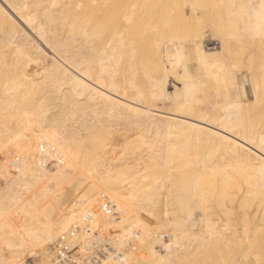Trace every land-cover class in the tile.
Segmentation results:
<instances>
[{
	"label": "bare ground",
	"instance_id": "1",
	"mask_svg": "<svg viewBox=\"0 0 264 264\" xmlns=\"http://www.w3.org/2000/svg\"><path fill=\"white\" fill-rule=\"evenodd\" d=\"M203 39H217L219 50L206 55ZM32 40L50 45L53 57L66 50L71 77L65 68L38 69L43 60L32 56ZM232 50L233 67L216 60ZM169 75L180 86L172 84L171 93ZM219 82L228 87L224 105ZM244 89L255 103L264 99V0H0V183L10 186L12 199L14 191L25 198L4 196L11 209L20 208L19 224L7 220L8 203V210L0 206V264L31 260L23 253L35 245L57 252L59 264H264V195L257 192L264 186V105L249 104L253 112L240 102ZM59 98L78 127L79 137L72 130L68 142L66 129L58 133L45 113ZM161 100L168 111L152 108ZM154 115L168 118L164 153L142 148L147 125L112 167L109 123L134 128ZM217 155L223 165L211 164ZM136 167L161 172L136 181L101 169ZM187 168L198 172L193 180L170 179L173 169ZM249 179L255 184L247 186ZM256 193L260 212L248 206ZM163 201L180 209L145 229L149 211ZM171 223L179 230L198 223V233L176 239ZM160 227L171 229L167 243H160ZM254 232L263 235L261 244Z\"/></svg>",
	"mask_w": 264,
	"mask_h": 264
},
{
	"label": "rangeland",
	"instance_id": "2",
	"mask_svg": "<svg viewBox=\"0 0 264 264\" xmlns=\"http://www.w3.org/2000/svg\"><path fill=\"white\" fill-rule=\"evenodd\" d=\"M22 28V29H21ZM21 30H23V31H28V30H25V28H24V26L22 25L21 26ZM28 33H30L29 31H28ZM32 36V35H31ZM30 35L28 36L29 38L31 37ZM33 37V36H32ZM31 37V39H33ZM203 43V45L201 44V46L203 47V49H204V51L206 52H204L206 55L207 54H209L208 56H210V54L211 55H213L212 53H214V49H213V47H215L216 49V51H218L219 49V42H218V40L217 39H213V40H211V39H203V41H202ZM37 43H38V41H35V40H32V43H30L29 44V50H30V52L32 53V56L34 57V58H37V59H39V60H43V62L42 61H40V63H38L37 65H38V69H41L43 66H47V65H50V66H52V67H57V68H55V69H59V68H67L68 67V63H69V53L67 54L66 53V50H63V49H61V50H59V53H61L59 56H56V57H53L52 56V54H50L51 53V51H50V48H49V46H46L45 48H44V46H41L40 47V45L39 46H37ZM24 44H25V42H24ZM40 49H42V54H40ZM219 55V56H218ZM224 56V57H223ZM215 58H216V60H225L224 62H227V63H229L230 65H231V67H233V63H235L234 62V55H233V50L229 53V54H227V53H223V52H221V53H218V54H216V56H215ZM219 60V61H220ZM194 62V61H193ZM193 67L191 68V71H193ZM69 71H71V69H66V74H67V77H71L70 75H69ZM171 77H173V76H171V75H169L168 77H167V79H168V81H167V83H166V85H167V88H166V90H167V92L169 91V93H171V92H173L172 90H173V88H174V86H175V88H180V86H179V84L177 85V84H175L173 81H172V78ZM39 78H41V76H40V74L39 75H35L34 76V79H39ZM182 79H184V80H186L187 79V77H184V78H182ZM194 81V80H193ZM211 82V81H210ZM210 82L207 84L206 82V84H207V86L206 87H203L204 88V93H205V91H206V93H208V91L209 90H212V89H210L211 88V86H214L215 84H213V82H211V84H210ZM221 82V81H220ZM218 83L219 85H218V88H219V91H220V93H222V94H224V96L223 97H221L222 95H220V97H219V105L221 104V105H224V100L223 99H225V101H226V94L228 95V92H227V89H228V87H226V86H224V84H222V83ZM177 83V82H176ZM172 84L174 85L173 87H172ZM206 84H204V83H202L201 85H206ZM170 85V86H169ZM177 85V86H176ZM209 86V87H208ZM64 87H65V85H63V86H61V90L62 91H64ZM206 88V89H205ZM248 87L247 86H245V89H247ZM244 89V90H245ZM208 90V91H207ZM249 90V89H248ZM248 90H245V95H247V96H245L244 94H241V96H239L240 98H239V101L240 102H243L244 104L246 103L249 107H250V105H254V104H256L257 106H259V107H261V106H263L264 105V99H262V98H259V100H258V102L257 103H255L254 102V99L250 96V94H249V91ZM180 91V90H179ZM222 91V92H221ZM61 92H59V94H60ZM204 93H202V92H198L197 94H198V97L201 99L202 98V96H205L204 95ZM205 93V94H206ZM244 93V92H243ZM203 94V95H202ZM179 97H181V95L179 94ZM247 97V98H246ZM223 98V99H222ZM227 99H228V97H227ZM243 100V101H242ZM162 101V102H161ZM161 101H158L156 104H154V106H152V108L153 107H156L157 108V110H160V111H168V108H169V106L170 105H168V104H170L169 102H167V101H165V100H161ZM227 102V101H226ZM225 102V103H226ZM56 105H55V104ZM159 103V104H158ZM165 103H167V104H165ZM242 103V104H243ZM51 105H48V107H47V111L45 112L46 114H47V117H48V120L51 122V124L52 125H54V127L55 128H57L56 126H60V127H58V133H60L61 134V132L64 130V129H66V130H64V132H66V133H63L62 132V135H65V139H66V137H68V140H67V142L68 141H71V139L73 140V138L74 139H76V138H78L79 137V132H78V127H77V123H76V119H75V117H74V115L72 114V112L71 111H73V109L72 108H69L68 107V104L66 103V101H64L63 99H58V100H55V101H52L51 103H50ZM54 106H53V105ZM163 104V105H162ZM245 104V105H246ZM250 104V105H249ZM156 105V106H155ZM140 108H142L143 106H139ZM167 108V109H166ZM72 109V110H71ZM250 110H252L253 112H254V108L253 107H250L249 108ZM256 109V108H255ZM256 111V110H255ZM252 112L250 111V114H251ZM155 117H153L152 119H148L149 121H147L146 123L144 122L145 120H143V119H141L140 121L144 124V125H142V123H139L138 124V126H136V127H134L135 128V130H134V128L133 127H131V125H130V121H127L126 123L122 120V121H117V120H115V121H111L112 123H109V127H108V129H107V131H108V133H110L109 134V136H108V138L109 139H107L106 140V142H105V150L107 151V152H109L108 154H110L111 155V157H110V159L112 158L114 161L116 160V158H117V156H116V154H119V159L117 158V161H115V163H113V160H112V163H113V165H112V163H111V166L112 167H114L115 165L116 166H120V164H122L124 161H122L121 160V155H124V154H122V152H123V150H124V148H125V146H126V143H127V141H129L130 139V141L131 142H133L134 141V139L135 140H137L136 139V137L141 133V136H142V132L144 131V129H146L145 127H148V126H150V127H148L149 128V130H148V132H147V129L143 132L144 134H143V139L144 138H147V139H145V145H144V143H142V148H148L149 147V149H151V151H152V149H153V151L154 152H158V153H164V151H165V149H166V146H167V148H168V146H169V142H171V139H169V137H168V131L167 130H169L170 128H168V127H166V126H168L169 124H167V123H165V122H167L166 121V119H168V118H166V119H164L163 117L164 116H160V115H154ZM157 116V117H156ZM160 117V118H159ZM74 118V119H73ZM155 118V119H154ZM157 119V120H156ZM162 119H164V121H162ZM75 121V122H74ZM117 122H120V123H118L117 125H116V123ZM155 122V123H154ZM161 122V123H160ZM75 123H76V126L74 127V125H75ZM124 125H123V124ZM165 123V124H164ZM141 124V125H140ZM146 124V125H145ZM150 124V125H149ZM162 124H164L165 126H162ZM114 125H116V126H114ZM128 125V126H127ZM130 125V126H129ZM148 125V126H147ZM159 125V126H158ZM63 126V127H62ZM117 126H119L118 127V132H117ZM142 126H144V127H142ZM151 126H152V128H151ZM156 126H158V127H156ZM77 127V128H76ZM116 127V128H115ZM139 127V128H138ZM160 127V128H159ZM163 127V128H162ZM166 128V131H165V128ZM48 128V127H47ZM73 128V129H72ZM76 128V129H75ZM122 128L124 129V131H120V129L122 130ZM125 128H127V129H125ZM133 128V129H132ZM142 128H144V129H142ZM151 128V129H150ZM45 129H46V127H45ZM67 129H69V130H67ZM115 131H114V130ZM142 129V130H141ZM163 129V130H162ZM72 130H73V132L75 133V136H74V133L72 132ZM140 130V131H139ZM158 130V131H157ZM164 131V133H161V132H163ZM78 132V133H77ZM137 132H139V133H137ZM147 132V133H146ZM151 132V133H150ZM157 132V133H156ZM165 132H166V134H165ZM70 133V134H69ZM72 133V134H71ZM114 133V134H113ZM116 133V134H115ZM123 133V134H122ZM125 133V134H124ZM67 134H69V136H67ZM132 134H137V135H132ZM155 134V135H154ZM160 134V135H159ZM73 136V137H71V136ZM78 135V136H77ZM146 135V136H145ZM158 135V136H157ZM162 135H164V136H162ZM165 135H166V137H165ZM133 136H135V138L133 137ZM145 136V137H144ZM162 136V137H161ZM111 137H112V139H111ZM152 139H151V138ZM164 137V139H162ZM69 138H70V140H69ZM160 138V139H159ZM149 139V140H148ZM170 140L169 142H167V145H166V140ZM65 140V141H66ZM133 140V141H132ZM152 140H155V141H152ZM162 140H163V142H162ZM165 140V141H164ZM138 141V143H139V140H137ZM137 141L135 142L134 141V143H137ZM147 141H150V142H147ZM152 141V142H151ZM162 142V143H161ZM147 143V144H146ZM150 143H152V144H154V146L152 145V144H150ZM165 143V144H164ZM152 145V147H150V145ZM141 145V144H140ZM139 145V146H140ZM148 145V146H147ZM156 145V146H155ZM164 145H165V148H164ZM204 146L206 145V144H203ZM203 145H201L202 146V148L204 147ZM209 146V145H208ZM141 147V146H140ZM158 148V149H157ZM164 148V149H163ZM205 149L207 148V145L204 147ZM155 149H157V150H155ZM263 149V148H262ZM164 150V151H163ZM197 150H200V148H198V149H195V150H193L194 152L196 151L197 152ZM201 150H203V149H201ZM122 151V152H121ZM152 151V152H153ZM163 151V152H162ZM114 154V153H116V154H114L113 155V157H112V153ZM143 152V151H142ZM199 152L200 151H198L197 152V154H199ZM144 153V156H146L145 155V152H143ZM142 153V154H143ZM141 154V155H142ZM109 155V156H110ZM121 156V157H120ZM226 156V155H225ZM224 156V157H225ZM114 157H116L115 159H114ZM228 157V158H227ZM226 158H224V159H227V164H228V162H230V160H232V159H230L229 158V156H227ZM123 158V157H122ZM217 158V159H216ZM218 158H220V157H218V155L216 156V157H214L212 160H210L211 161V164H213V162H216L217 160L219 161H217L218 163H220V165H223V163H221L220 162V160L218 159ZM216 159V160H215ZM228 159H230V160H228ZM119 161H121V162H119ZM216 162V163H217ZM118 163H120V164H117ZM216 163H214V164H216ZM231 163V162H230ZM232 163H235L234 162V159H233V162ZM213 164V165H214ZM216 165H219V164H216ZM215 165V166H216ZM219 167V166H218ZM222 167V166H221ZM224 167H226V168H228V169H233L232 167H236L235 165H233V166H231L230 168H229V166L227 165V166H224ZM102 169V171L103 172H106L107 174H112V173H117V174H122V171H125L126 173L125 174H127L131 179H133V180H136V181H139V180H141V179H147V178H149V177H152L151 175H152V173H153V171H155V172H161V171H159L160 169H159V167H158V169H155V170H153L151 167H149V168H146V169H141V168H133V169H129V170H124V169H120V168H115V169H105V168H101ZM170 170H172V169H170ZM196 173H198L197 171H193V170H191L190 168H187V169H184V170H179V169H173V173H172V175L170 176V179H172L173 180V182L174 183H179V182H181L182 180H193L194 178H193V176L196 174ZM124 174V175H125ZM184 174V177L181 179V176ZM140 175H142L143 177H141V179H139V177H140ZM235 175V174H234ZM139 176V177H138ZM234 177H238V179H240V176L239 175H235ZM235 178V179H236ZM234 179V178H233ZM232 179V180H233ZM80 180H81V182H83L84 181V179H81L80 178ZM251 180V181H250ZM249 181L250 182H248L247 183V186H251L252 184H255V183H252V182H255V181H253L252 179H249ZM241 182H243V181H241V180H239V185L241 186V185H243V184H241ZM245 182H247V181H245ZM251 185H250V184ZM1 185H0V195L1 196H3V199H2V197L0 196V206L2 207L3 205H4V208H6V206H8L9 204H10V202H9V198H11L12 196H10L9 195V192L8 191H10V186L8 185H6V184H2V183H0ZM249 184V185H248ZM2 186V187H1ZM4 187H7V188H5L4 189ZM263 190H261L260 192L259 191H257L258 193H261V194H259L260 195V197H262L263 195H264V186L263 187H261ZM4 189V191H1V190H3ZM8 189V190H7ZM8 192V195H6V197H5V199H9V200H6V201H4L5 199H4V196H5V194H7V192ZM3 192V193H2ZM18 194V196H17V194ZM256 192V191H255ZM22 192L20 191H14V192H12V195L14 196V194H15V198L13 197V202L17 199H20V201H23V199L25 200V198H24V193H22ZM258 193H256L257 195H253V194H255V193H253L252 195H249L247 198L249 199V201H252V202H250V203H248V206H249V204L251 205L252 203H253V205L254 204H257V208H256V206L254 205V207L258 210V207H259V205L258 204H260L261 202V200H260V197H259V195H258ZM21 194V195H20ZM8 197V198H7ZM19 197V198H18ZM246 198V199H247ZM1 199L4 201H2L1 202ZM15 199V200H14ZM248 199H247V201L246 202H248ZM263 199H264V197H263ZM258 200H260V201H258ZM162 201V200H161ZM16 202V201H15ZM246 202H239L238 204H236L235 206L236 207H239V205L241 204V208L239 207L238 209H237V214L235 215V216H240L239 215V212H241L242 210V207H243V205H246ZM257 202V203H256ZM260 202V203H259ZM262 202H263V205L260 207V211H261V209H263L264 210V200H262ZM6 203H8V205L5 204ZM21 203H23V202H21ZM161 204H159V205H157L156 206V208L153 210H150L149 211V213H148V215H147V220L145 221V225H144V228L145 229H147V228H149L150 230H152L153 228H156L157 227V223H158V225H160V223L162 222V220L164 219V218H166L167 216H168V214L170 213V210H171V212H173L174 210L176 211V210H179L180 208H173V207H166V204L167 203H165L164 201L163 202H160ZM242 203H244V204H242ZM3 204V205H2ZM11 205V204H10ZM10 205H9V210L11 211V213L9 214L8 212V214L7 215H9V216H7L6 214H5V216H6V218L8 217V219L7 220H13V221H15V219H17L18 221H15V222H17L18 224L22 221V219L20 218L21 216H15V215H17V214H15V213H18V214H20V210H18V209H20L18 206H15V205H12L14 208L13 209H11V207H10ZM253 205H252V207H251V210H254L253 211V213H255V210L256 209H254V207H253ZM261 205V204H260ZM247 206V205H246ZM18 207V208H17ZM245 207V206H244ZM243 207V208H244ZM8 208V207H7ZM6 208V209H7ZM241 211H240V210ZM8 210V209H7ZM256 210V211H257ZM258 210V211H259ZM263 210L260 212V213H263ZM13 211V212H12ZM15 211H17V212H15ZM258 212V213H259ZM172 215H174L173 213H172ZM12 216V217H11ZM11 218H14V219H11ZM20 219V220H19ZM17 225V224H16ZM171 225H172V228L174 229L173 230V234H174V238H176V239H181L182 238V236L183 235H187V236H189V235H191V234H196V233H198V228H197V226H198V223L195 225V227H193V229H191V227H182V229H176L175 228V223L173 224V223H171ZM156 226V227H155ZM164 227H160V229H159V232H161L162 233V236L159 238V239H161V241H160V243H162V240H163V242L165 243V240H166V243H167V234H170V228L168 229V228H164ZM263 229V228H262ZM262 229L260 230V232L262 231ZM0 230H1V226H0ZM163 230H164V232H163ZM166 230H168V231H166ZM264 230V229H263ZM153 231V230H152ZM258 232H259V230H257ZM166 232H167V234H166ZM0 233H2L1 231H0ZM262 234L264 233V232H261ZM254 234H255V236L253 237L254 238V242L256 243H260L261 244V237L264 235H262V234H257L256 232H254ZM253 234V235H254ZM261 235V236H260ZM258 236L260 237L259 239H258ZM256 237H257V239H258V241H256ZM261 241V242H260ZM263 241H264V236H263ZM163 243V244H164ZM261 245H263V247H264V243L262 242V244ZM34 247V248H33ZM32 248L31 247H29L27 250H25V252L23 253V255L24 254H30L31 256H30V259L31 260H29V259H27V258H25L24 259V262L22 263V264H40V262H41V264H59V262H58V259H59V255L57 256V252L55 253L54 251H52V250H50V248L48 249H42L41 248V246L40 245H35V246H33ZM262 247V246H261ZM262 247V248H263ZM159 249H161V247H159ZM263 250H264V248H263ZM37 251V252H36ZM51 251V252H50ZM49 252V253H48ZM42 253V254H41ZM50 253H52V255H49ZM56 255H55V254ZM48 256V259L46 258V256ZM48 254V255H47ZM38 255V256H37ZM50 256H54V258H56L54 261L52 260L53 258L51 257V260H50ZM56 256V257H55ZM41 259V261H40V259ZM17 260V259H16ZM29 261V262H27V261ZM48 260V261H47ZM60 260V259H59ZM71 260V259H70ZM45 261H47V263H45ZM68 262H69V259L67 260ZM66 261V262H67ZM72 261V260H71ZM44 262V263H43ZM66 263V264H70V263ZM109 262V261H108ZM112 262L113 261H111V262H109V263H104V264H112ZM115 262V261H114ZM61 264V263H60ZM103 264V263H102ZM115 264V263H114Z\"/></svg>",
	"mask_w": 264,
	"mask_h": 264
},
{
	"label": "built area",
	"instance_id": "3",
	"mask_svg": "<svg viewBox=\"0 0 264 264\" xmlns=\"http://www.w3.org/2000/svg\"><path fill=\"white\" fill-rule=\"evenodd\" d=\"M91 250V249H90ZM95 252V251H94ZM84 256V255H83Z\"/></svg>",
	"mask_w": 264,
	"mask_h": 264
}]
</instances>
